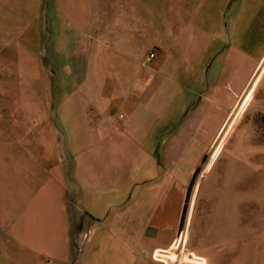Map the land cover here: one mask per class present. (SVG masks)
I'll return each instance as SVG.
<instances>
[{"label":"crops","instance_id":"1","mask_svg":"<svg viewBox=\"0 0 264 264\" xmlns=\"http://www.w3.org/2000/svg\"><path fill=\"white\" fill-rule=\"evenodd\" d=\"M80 1L60 6L57 41L91 55L0 166V264H170L154 253L178 238L195 172L264 73V51L241 37L257 18L264 26V0ZM221 149L202 178L223 235L190 234L188 222L187 246L203 264H252L231 212L258 175Z\"/></svg>","mask_w":264,"mask_h":264},{"label":"rangeland","instance_id":"2","mask_svg":"<svg viewBox=\"0 0 264 264\" xmlns=\"http://www.w3.org/2000/svg\"><path fill=\"white\" fill-rule=\"evenodd\" d=\"M74 2L75 0H0V166H3L2 169L9 167L11 156L18 155L17 151L21 149L18 146L25 144L28 123L33 119H42L43 107H49L47 93L68 91L72 84L69 81L79 69L76 65L81 64L84 57L88 59L91 55L90 51H82V48L79 50L78 47L82 45L77 44L76 39L69 38L68 43L58 45L57 31L64 21L59 19L60 6L68 7ZM261 25L257 18L252 25H247V29L244 27L241 30L242 42L244 30L246 34L249 33L247 36H250L254 53L258 50L264 51L262 29L264 26ZM48 32H50V40L46 41L41 33L48 34ZM85 35L87 40L98 42V38H93L90 34ZM88 71H91L90 67ZM256 75L248 84L239 107L233 112L224 132L221 133L212 152L193 180L180 231L189 222L190 234L198 229L199 235L212 236L214 240H218L217 238L223 235L218 233V227L209 221V218H214L213 215L211 217L209 198L218 195L210 196L206 191L204 192L202 178V172L209 159L214 160L213 173L218 170V156L221 153L215 159L212 155L216 156L221 149L217 146L223 142L222 155L235 153L237 157L242 158L243 175L247 174L249 177L258 175V185L254 183V179L253 186L250 179L247 185L244 179L242 206L236 213L233 210L231 214L233 218L236 214L237 224L241 222L242 243L235 244H242L244 258L252 261V264H264V73L257 82L250 100L242 111H239L240 106L247 99L246 95ZM56 103L50 105L51 109H47L49 116L58 109ZM238 112L239 114L236 115ZM54 116L59 120L60 116L57 112ZM227 130L228 133L224 135ZM216 150L217 152L214 153ZM225 221L227 219L223 218L222 223ZM238 228L239 225L237 230ZM230 230L234 232L236 229L228 227L227 232ZM226 237L228 242L229 234ZM235 244L233 243L232 246ZM179 251L180 247L176 250L172 249L171 258H174Z\"/></svg>","mask_w":264,"mask_h":264},{"label":"built area","instance_id":"3","mask_svg":"<svg viewBox=\"0 0 264 264\" xmlns=\"http://www.w3.org/2000/svg\"><path fill=\"white\" fill-rule=\"evenodd\" d=\"M154 57V53L151 52L147 56V61L152 60ZM188 222L184 225V228L179 231L178 238L171 244L170 248L166 250L165 252H155L154 258L161 260L163 262H168L170 264L177 263V264H203V260L200 258H197L193 256L192 252L188 249L186 238H187V228L186 225ZM180 247V251L175 254L174 258H171V250L178 249ZM169 252V254L167 253ZM165 253L167 256H165Z\"/></svg>","mask_w":264,"mask_h":264},{"label":"trees","instance_id":"4","mask_svg":"<svg viewBox=\"0 0 264 264\" xmlns=\"http://www.w3.org/2000/svg\"><path fill=\"white\" fill-rule=\"evenodd\" d=\"M196 174H197V172H195L193 180L195 179ZM192 183H193V181H192ZM192 183H191V184H192ZM191 184H190V189H191ZM190 189L188 190V194H187V196H186V201H187V199L189 198V191H190ZM185 209H186V206H184L183 216H182V221H183V217H184ZM182 221H181V223H182Z\"/></svg>","mask_w":264,"mask_h":264}]
</instances>
